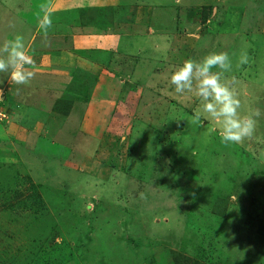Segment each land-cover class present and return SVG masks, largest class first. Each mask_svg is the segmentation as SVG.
I'll list each match as a JSON object with an SVG mask.
<instances>
[{"label":"rangeland","instance_id":"374dc122","mask_svg":"<svg viewBox=\"0 0 264 264\" xmlns=\"http://www.w3.org/2000/svg\"><path fill=\"white\" fill-rule=\"evenodd\" d=\"M50 1L0 0V47L16 36L26 46ZM110 1L122 12L130 1L147 6L138 17L144 33L118 44L137 58L131 75L81 80V70L53 65L61 55L74 64L69 52L35 60L33 51L64 45L46 33L67 30L68 20L32 41L29 84L12 82L11 66L0 72V264H264V0ZM65 4L71 10L48 18L91 7ZM95 27L79 39L90 35L88 48L101 43L102 24ZM222 52L241 115L261 113L253 137L239 144L196 121L200 101L170 82L186 61ZM67 83L75 101L90 95L70 115L73 103L58 97Z\"/></svg>","mask_w":264,"mask_h":264},{"label":"crops","instance_id":"0c3cea01","mask_svg":"<svg viewBox=\"0 0 264 264\" xmlns=\"http://www.w3.org/2000/svg\"><path fill=\"white\" fill-rule=\"evenodd\" d=\"M124 2V1H122ZM87 3H89V0H87ZM116 3V2H115ZM142 3L144 4V1H142ZM111 4V5H110ZM113 3L110 0H90V6L86 8V15L84 16H78V17H68L65 16L63 19L62 18H57L56 12L58 11V14L67 12L69 10H71L70 8H67L66 4H65V0H51L49 2V7L47 8V10L42 14L41 17V22L44 20V18L50 17L49 14L53 13L55 16L53 17L52 21V25H54L55 29L57 28V25H61V23L63 22V20H68V24L65 25V27L67 28V30L63 31V32H59L58 30H53L50 31L49 33H46V36H48L49 39L51 40H56L57 43L60 44H64L63 46H60V48H56L57 50H51V48H49V50H37V51H33L32 55H34L33 58H35V60H37L39 58V56L42 55L46 56V55H51V54H63L65 52L66 55L68 54V52L72 55L71 60H75L74 64H70L69 63V58L67 57L65 59V56L61 55L60 56V62L57 63H53L54 67L58 68V69H65L67 70L66 73L68 75H75V72L71 71V69H76L77 70H81L78 71V73H76L77 75H79L81 77V80L85 78V76H104L103 78H107V76L110 74L111 76L113 75H117L119 74H124V73H129V75H131V72H134V68L137 64H132V61L135 60V62L137 63V58L134 57L133 54H131V52L125 51L122 49V47L120 48L118 46V44H122V37L129 35V39H131V37L133 36V34H137V33H141L143 34V30L142 28L139 26L138 23V17L139 14L141 13V8L143 9V7H147V6H141V5H137L133 2L130 1V3H127V7L125 9L126 12H122V9L120 8V4H116V5H112ZM140 9H139V8ZM79 10H81V12H83L85 9L83 8H78ZM100 12V13H99ZM95 13H98L97 15ZM97 18V19H96ZM96 19V20H94ZM57 21L56 23L54 21ZM94 20V21H92ZM105 20V21H103ZM41 22H38L35 24V30L31 36V38L29 39L28 44L26 45V48L28 49V51L31 50V48H29V46L32 44V41L34 40V38H37V34L38 32L41 30L40 24ZM59 22V23H58ZM99 23L102 24V39L101 36H99L100 38V44L96 45V46H91V47H87L85 45H88V41L91 38H89L90 35H88L84 41L79 40L80 37H84V35L86 34L85 32L89 31L88 28L92 27L93 29H95L96 25H98ZM56 24V25H55ZM63 27V26H62ZM145 29L147 30L148 34H152L155 31V28L153 26L150 25H146ZM81 33H84V35H79ZM94 36V35H93ZM78 37V38H77ZM77 38V42L79 40V47H75L74 45L77 42H73L75 39ZM116 38H118V41L116 42ZM114 40V41H112ZM81 50L82 55L75 53L74 50ZM98 50V51H103L106 53V56L104 57L102 53H100L98 56H92L91 54H89L87 50ZM47 51V52H46ZM74 52V53H73ZM88 53V54H87ZM65 55V54H64ZM41 57V58H42ZM79 58V59H78ZM63 60V61H62ZM78 60H83L84 62H87L89 64V66L91 65V67L88 68H80L78 65L81 63H78ZM101 60L103 62H101ZM126 61V63H128L129 65H126L125 68V72L123 70V63ZM62 62H65L66 64H68L65 67H62L61 64ZM125 64V63H124ZM93 65V66H92ZM133 68V69H132ZM55 71V70H52ZM63 70H59L58 72L63 73ZM85 75V76H84ZM102 78V79H103ZM112 83V80L110 81ZM113 83H117V82H113ZM71 84V83H70ZM70 84H66L67 87H64L61 91V93L58 95V97H65L68 96L72 103L71 104V110L67 115H70L71 112H74V110L77 108L75 106H84V104H87L83 101H81V99H87L86 102L90 101V95H85L84 96H79L78 98H80L78 100V98L76 99V101L74 100L75 94H72L73 92H75V89H72L70 87ZM83 85L81 86V90H83ZM130 85V84H129ZM125 86V85H124ZM131 88V87H130ZM130 88H125V87H117L118 91L121 90H125V89H130ZM65 89V90H64ZM64 90V91H63ZM66 92H70L71 94H67ZM83 93V91H80ZM89 93V91L87 92ZM93 96V95H92ZM87 97V98H86ZM84 103V104H83ZM86 107V106H85ZM55 112V111H53ZM57 114H60L62 116H67L61 112H56ZM38 123V122H37ZM15 128V127H14Z\"/></svg>","mask_w":264,"mask_h":264},{"label":"clouds","instance_id":"9594fccd","mask_svg":"<svg viewBox=\"0 0 264 264\" xmlns=\"http://www.w3.org/2000/svg\"><path fill=\"white\" fill-rule=\"evenodd\" d=\"M52 21L46 16L40 27L47 31ZM0 52L8 53L7 58L0 56V72L6 71L11 66V81L16 85H27L34 77V71L29 66L35 67L23 38L5 42L0 47ZM248 62L246 55H241L239 64ZM218 67L221 71L212 72ZM232 71V60L228 53H212L206 56L201 63L194 60L186 61L171 75L170 82L175 92L183 94L185 90L193 93L200 101L199 109L194 113L198 122L208 120L214 124L213 131L219 132L221 142L224 144H239L246 139H251L256 130V118L261 115L255 111L248 115H241V101L234 87V78L229 81L225 73ZM197 84L193 89V79Z\"/></svg>","mask_w":264,"mask_h":264},{"label":"trees","instance_id":"16d2710c","mask_svg":"<svg viewBox=\"0 0 264 264\" xmlns=\"http://www.w3.org/2000/svg\"><path fill=\"white\" fill-rule=\"evenodd\" d=\"M207 18H208V16H207V14H206V12L204 13V15H203V21L205 22L206 20H207ZM58 21V20H57ZM56 20L54 21L55 23L57 22ZM59 23V22H58ZM78 81V80H77ZM79 82V81H78ZM77 91V90H76ZM76 91L75 92H73L72 94H76ZM67 94H71L70 92H66ZM80 93H82V92H80ZM62 98V100H67V101H71V99L68 97V96H65V97H61ZM59 102V100H57V103ZM72 102V101H71ZM70 108H72L71 107V104H70ZM70 108L68 109V110H70ZM56 109L57 110H60V108L59 107H56ZM218 200V199H217ZM264 226V225H263ZM54 260V264L56 263V264H59L60 263V260H59V257L57 258V259H53ZM176 264H179V262H178V260H177V263Z\"/></svg>","mask_w":264,"mask_h":264}]
</instances>
